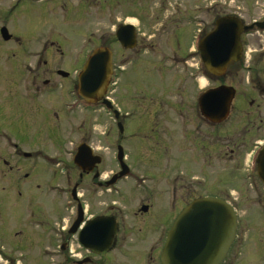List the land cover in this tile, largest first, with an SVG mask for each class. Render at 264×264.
<instances>
[{
    "label": "flooded vegetation",
    "instance_id": "1",
    "mask_svg": "<svg viewBox=\"0 0 264 264\" xmlns=\"http://www.w3.org/2000/svg\"><path fill=\"white\" fill-rule=\"evenodd\" d=\"M14 1L17 2V5L20 3H48L50 8L54 0H13L12 2ZM73 1L75 5L71 15L77 16V23L80 24V27L89 36L88 39L93 44L91 49L100 46L110 48L111 50L113 49L114 52L124 50L129 52V54L137 52L138 49L152 41L154 35L150 36V33L153 30L159 31L160 28H164L163 20L170 19L173 21L174 18L170 15L168 9L172 8L173 11H181L178 10L179 3H174L173 5L171 3H165L166 7L162 3L164 0H144L147 4H144L142 2L143 0L140 1L141 4H137L138 2L136 0ZM131 1L138 8L140 16L132 15L123 7ZM179 2L181 1L179 0ZM1 6L8 7L3 4ZM118 6L122 8L123 15L118 13ZM204 7L211 11L213 9L212 1L209 4H205ZM1 11L2 8L0 7L1 47L6 46L3 49L6 52L13 53L11 55L15 58V52L20 51L17 49L20 46V43H18L19 36L18 34L15 35L13 30L14 24L10 25L9 23L10 18L8 20L5 17L6 14L3 12L2 15ZM98 14L103 19L98 22L99 24L96 29V19H100V15ZM145 16L152 21L148 22L149 25L146 29H142L143 32H141L138 24L140 18ZM133 17L137 20L136 24L131 22ZM179 18L184 25L181 27L180 24L178 28H175L166 35V37H171L169 38L170 43L168 45H173L171 47L172 52L177 55V59L175 58L173 61L175 63L174 68L180 66L183 69V72L182 69L180 70V74L182 72L183 75L180 76L178 82H171L176 83V92L180 91L182 93L178 98L180 104L177 107L176 120L174 122L176 125L173 129L174 136L172 144L174 154L171 158L172 164H170L168 169L162 168L163 170H159L160 167H158L157 172L150 170L140 172L134 166V162L128 161L126 164L130 171L127 176L117 178L112 186H106V184L120 170V165L116 157H114L116 169L111 172L108 178L100 181L101 172L95 171L93 173V177L98 180L96 182L97 188L111 192V188L116 187L120 182L127 179L129 188H127L128 191L124 196V200L130 204L132 201L141 197L139 202L133 205V210L128 211L126 216L127 224L121 217L122 210L115 204L114 200L104 210L96 212L95 216H87L88 209L81 202L78 183H76L72 186L73 189L75 187V190L71 188L68 191L70 197L69 202L73 203L70 206V220L67 221L65 226H60V228L56 227L58 231H53V226L50 224L47 215L50 209L46 207L49 206L39 205L41 208H38L34 198L36 182L40 179L38 175L46 177L47 179V174L43 169L49 166L50 157L46 154L41 155V153L37 152L36 146L33 147L32 144L37 138L38 142L42 143L43 137H49L48 128L50 123L47 120H50L48 118H50L49 116L53 111L61 110L64 114L70 115L80 105L87 108L89 106V104L86 106L83 99L79 96L77 85V68L81 67L84 62V51L87 46L81 43L79 46L74 45L72 47L73 50L71 53L75 52L76 54L83 55L81 62H78V58L73 60V63H75V67L73 68L69 66L67 69V66L65 67L68 59L67 55L65 56L61 51H58L61 46L48 43L44 45L43 50L36 49L35 47L24 49L23 51L37 52L27 54L29 60L19 62V65L16 68L14 67L17 71L16 75L9 72V67H5L7 73L2 76L1 79L3 81H0V90H2L0 92V211L5 206V202L11 200V196L15 197V199L17 196H23L24 203L16 210L20 218L19 221L15 217L11 223L5 219L3 220V217L0 215V264H4L5 259H12V257H6L3 250V239L7 228L11 224L22 223L28 229L37 221L41 224V230L38 232L29 230L28 238L38 244L40 247L39 255L42 258H46V255L50 254L49 250L55 246L60 250V254L63 257V264H112V261L109 260L110 251L117 247L118 242L125 244L129 238H132L134 240L132 241L133 243L146 245L144 246L145 250L141 251L139 259L135 255L129 256L131 261H135L136 263V261L138 262L142 259L143 264H161L160 254L168 229L179 213L200 197H216L222 199L232 206L236 212L244 205L247 206L245 209L252 213L251 217L249 215L250 219L245 222V227H248L246 233L241 232L242 226L237 221L235 237L228 249L226 257L220 264H229V262L234 264L241 258L240 256H247L251 259L253 256L264 257V234L262 233V229L264 230V220L258 219L256 216L258 212L260 214L264 213V187H259L261 182L257 176V159L261 150L264 148H262L264 145V87L255 86L252 92L249 91L250 97L247 99L248 102L242 98V95L235 93L231 100L228 114L223 120L214 121L213 118H208L203 115L198 107V97L203 90L198 91L196 70L192 72L187 67L190 68L193 65L192 57L196 53L197 36L198 34L205 33L206 26L204 25L205 28L204 26L202 28L195 27L196 25L192 27L191 16L187 12L182 13ZM263 18L264 13L261 18L252 20L250 23L262 21ZM242 23L244 25L250 24L244 21ZM106 25L109 26L108 30ZM128 25L135 27L136 45L131 49L124 46L131 45L132 43L129 37L132 29L130 30L126 27ZM157 26L159 29H157ZM101 29L103 30L101 31ZM167 29L170 30L171 28ZM255 31L257 30L254 28L248 32L244 31L243 34ZM165 34L166 32L163 33V35ZM119 37L124 40V45L120 42ZM150 45L154 47L155 43H151ZM175 46L176 49H174ZM178 49L181 50L177 54ZM245 51L246 47L243 45V51L239 61L230 63L228 67L237 66L246 73H252L255 77L258 75L264 79V61L262 64H257L255 61L245 64L243 60ZM114 52L112 53V79L115 76L116 67L120 64L119 62L115 63ZM57 53L59 56H56ZM251 53L253 54L251 57L258 58V55H264V47L262 50L254 49ZM53 56L59 59L62 58V60L53 58ZM38 71L41 72L38 73ZM184 72H190V75L186 76ZM250 78L251 75L247 74L238 79L241 84L246 81L249 85ZM63 80L68 81L65 86ZM228 81L224 78V81L220 84L233 86L232 84L237 82L236 79H228ZM113 82L110 83V86ZM6 90H9L10 94H7ZM57 90H60V94L62 92L63 95V90H65L67 99L64 100L63 98L55 97V101L53 102V92ZM245 105L250 106L251 110H247L248 108ZM113 111L114 109L111 111L112 114ZM36 112L43 114L40 117L46 122L45 124L44 122L41 124L44 130L42 132L35 129L32 130L33 126L27 123L22 125L24 127L21 126L19 130L17 122L22 118V115L24 114L32 119ZM251 112L258 119L256 123L251 125V131L243 130L245 136L253 135L256 137L249 145L245 137L241 141L242 137L237 138L235 134L241 131L244 125L240 127L241 129L238 128L236 130V126L232 122L234 119H242L244 122L246 117L248 119L251 117ZM210 113H212V110H210ZM108 114L111 115L110 112ZM241 114L243 115L242 117L239 116ZM23 119L26 118L23 117ZM24 130L31 131L34 139L30 137L27 141V136L25 135L21 141L20 139L17 140L19 131ZM36 132L38 133L36 134ZM251 146L252 149L250 151ZM43 147H46V144H43ZM241 147L244 148L239 157L240 152L238 150ZM249 151L250 153L247 159H245ZM125 159H127L126 155ZM235 159L242 165L240 168L233 167L232 164L236 165V167L239 165L238 163H232ZM164 164L162 163V165ZM89 174L79 172L80 177L82 175L88 176ZM96 174L98 175L97 177ZM6 180L7 187H4ZM5 192L7 193L6 196ZM51 193L52 189L46 192L45 195L50 196ZM254 208H257V210ZM94 217L101 218V226L105 232H109L111 226L113 227L110 231L111 244L106 251H96L95 253L83 247L78 242L80 234L81 238L85 236L86 224ZM165 217L168 218V221L164 223ZM78 218L82 221L75 228L73 223ZM134 225H136L135 232L131 229L134 228ZM128 228L131 230L128 231ZM75 229L76 232L72 233ZM103 237H97L96 243L98 238L102 240ZM73 238L78 243L79 254H75V248L73 249L71 240ZM245 250H247L246 253L244 252ZM82 252H85V254H82ZM233 254L236 255L234 257L235 259L228 261Z\"/></svg>",
    "mask_w": 264,
    "mask_h": 264
},
{
    "label": "rangeland",
    "instance_id": "2",
    "mask_svg": "<svg viewBox=\"0 0 264 264\" xmlns=\"http://www.w3.org/2000/svg\"><path fill=\"white\" fill-rule=\"evenodd\" d=\"M12 1L13 0H1V14L3 15L4 12L6 14L5 17L8 20L10 18V25L14 24L13 30L15 35L18 34V43H20V46L17 49L20 51L15 52L16 57L13 58L11 55L13 53L6 52L5 49H3L6 46L1 47L2 42L0 41V81H3L1 78L7 73L5 67H9V72L16 75L17 71L15 68L19 65V62L21 63L25 60L28 61L29 58L27 54L37 52L23 51L24 49L35 47L36 49L43 50L46 43L60 45L61 47L58 51H61L65 56L67 55L68 63L66 62L65 67L67 66L68 69L69 66L71 68L75 67V63H73L74 59L78 58V62L82 61L83 55L76 54L75 52L71 53L74 45L79 46L81 43H84L87 46L85 54H87L90 47H92L93 44L88 38H86L89 37L86 34V31L77 23V16L71 15L74 11L73 9L75 5L73 0H54L50 8L48 3H43L45 5L40 3H20L17 5L16 1ZM140 1L141 0H136V2H138L137 4H141ZM164 1H162L163 5H165V3H171L172 5L174 3H179L178 10L181 11H173L171 7V9H168L170 15H172L174 19L173 21L170 19L163 20L164 28L159 29L158 25L157 29H159V31L153 30L150 33V36L154 35V37H152L153 40L150 41L149 44L155 43L154 47H144V50L132 52L131 54L124 50L120 51L117 48L118 51L114 52L112 49V53L114 52L115 63L119 62L122 65L116 67L115 77L112 80L114 81L113 85L109 87L111 92H108L107 96L112 101L113 107L118 109L120 117L114 119V117L102 109L99 104L91 105L88 108L80 105L74 110V113L70 115L64 114L61 110H56L49 116L50 118L48 119L50 120H47V122L50 123L48 128L49 137H43L42 143H39L37 138L32 144L33 147L36 146L37 152L41 153V155L46 154L50 157V161H52L49 162V166H47L46 169H43L47 174V179L46 177L38 175V178L40 179L36 182L34 198L38 208H41L39 205L49 206L46 207L50 209L48 210L49 212H47V215L50 224L53 226V231H58L56 227L60 228V226H65L67 221L70 220V206H72L73 203L69 202L70 197L68 191L72 188L73 184L76 183H78V192L79 197L82 200L81 202L88 209L87 216H95L96 212L104 210L105 207L108 204H111L114 200L115 204L122 210L121 217L127 224L126 216L128 211L133 210V205H136L141 197L132 201L130 204L128 201L124 200V196L128 191L127 188H129L127 179L120 182L116 187L111 188L112 191L110 192L109 190L97 188L96 182L98 180L93 177L95 171H100L101 179L99 180L103 181L110 176L114 169H116L114 157L117 145L123 147L127 158L124 160L125 163L128 161L134 162V166L140 172H144L145 170L157 172L158 167H160L159 170H163L162 168L168 169L170 164H172L171 158L174 154L172 144L174 136L173 129L176 125L174 122L176 120L177 107L180 104L178 98L182 93L180 91L176 92V83H171V79H175V82H178L181 74L177 73L174 68H170L169 66L174 59H171L168 55L173 56L176 54L172 52L173 50L171 47H173V45H168L170 43L169 38L171 37H166V35L175 28H178L180 24L181 27L184 25L179 18L180 15L187 12L188 15L191 16L192 27L196 25L195 27L199 26L202 28L205 25V34H207L213 29L215 19L218 16L236 15L240 20L250 23V21L260 18L261 13H264V0ZM211 1L213 9L210 11L204 6ZM10 2H12V4L8 6ZM142 2L147 4L144 0ZM1 4L8 7H2ZM123 7L132 15L140 16V12L133 1ZM117 8L118 13L123 15L122 8L120 6ZM102 19L101 15L100 19H96V29L99 24L98 22L102 21ZM131 20V22L136 23V19ZM151 21L150 19H147L146 16L140 18L138 27L141 29V32L146 29L149 25L148 22ZM107 25L106 27L108 30L109 26ZM167 28L171 29L168 30ZM102 30L103 29H101V31ZM164 32H166L165 35H163ZM201 37L202 36H198V39ZM240 37L242 45L244 41V45L248 48L245 64H247V62L252 63V61H255L257 64H262L264 61V55H258V58H254V56L251 57L253 55L251 51L254 49H263L264 32L241 33ZM174 49H176V46ZM45 54L47 53L45 52ZM56 56H59L58 53ZM56 56H53V58H56ZM56 59L62 60V58ZM199 62V55L196 51L192 57V66H195ZM197 67L199 68L198 65ZM187 68L192 71L191 68ZM239 68L240 67L237 66H230L224 72L225 77L222 76L220 79L218 77H213L211 81L201 79V71L198 70L197 74H200V76L198 75L199 81L197 82V86L206 89L208 87L211 88L215 85H219L224 81V78H226L227 81L228 79H236L237 82L232 84L235 88L236 94L242 95L243 97H241L248 102L247 99L250 97V93L248 92H252L255 86H261L263 88L264 79L260 78L258 75L255 77L254 74L249 73L248 71V73H246ZM181 69L182 68H180V70ZM40 72L41 71H38V73ZM184 74L188 76L190 75V72H184ZM247 74L251 75L250 84L248 85L246 81L241 84L238 78ZM66 82L68 81L63 80L64 86L66 85ZM0 92H2V90H0ZM63 92L64 95L62 92L60 94V90L54 91L52 98L53 102L55 101V97L63 98L64 100L67 99L65 96V90H63ZM6 93L10 94L9 90H6ZM245 107L248 108L247 110H251L250 106L245 105ZM124 114L129 117H126ZM42 115V113L36 112L31 119L23 114L22 118L25 117L26 119L22 120L21 118L17 122L19 130L22 125L27 123L33 126L32 130L35 129L42 132L44 130V127L41 125L44 122L40 117ZM239 116L242 117L243 115L241 114ZM257 119V116L253 115V112H251V117L249 119L247 117L245 118L244 122L242 119H234L232 124L236 126V130L244 125L242 129L240 128L241 131L235 133L237 138L242 137L241 141H243L245 137V140L247 143L249 142L250 145L252 140L256 137L253 135L245 136L243 130L251 131V125L256 123ZM45 123L46 122H44V124ZM37 133L38 132H36V134ZM25 135L27 136V141L30 137L34 139V135L31 131L24 130L19 131L17 140L20 139L21 141ZM82 142L87 143L93 149L94 153L100 155L101 163L98 164L97 168L89 172L90 174L88 176L82 175V177H80V171L77 169L76 165H74L72 157L76 152L77 146ZM43 144H46V147H43ZM243 148L244 147H241L238 150L240 152L239 157L242 154L241 152H243ZM251 149L252 146L250 147V151ZM250 151L245 156V159H247ZM238 162L237 159L232 161V163ZM162 163H165L164 165H166V167H164ZM232 165L234 168H240L242 166L241 164H239L238 167L234 164ZM68 177L70 178L68 179ZM6 182L7 180L4 183V187H7ZM259 187H263V185L259 184ZM51 189V195L46 196L45 193ZM6 195L7 193L5 192V196ZM10 198V201L5 202V206H3L0 211V215L3 217V220L5 219L12 223V220L15 219V217L18 221L20 220L16 210H18L20 205L24 203V197L17 196L15 199V197L11 196ZM245 208H247V206L242 205L237 211V219L242 226V233L247 232L248 227H245V222L250 219L249 215L250 217L252 215L251 211H247ZM254 209L257 210V208ZM263 214L264 213L260 214L258 212V215L256 216L258 219L264 220ZM167 221L168 218L165 217L164 223ZM40 225L41 224L37 221L28 229L25 228L22 223L11 224L7 228L3 239V250L5 256L12 257V259L4 260V264L63 263V257L60 254L58 247L53 246L52 249L49 250L50 254H47L46 258H42L39 255L40 247L38 244L28 238L29 230L38 232L41 230ZM135 226L136 225L133 226L134 228H131L133 232L136 231ZM131 229L128 228V231ZM262 233L264 234L263 229ZM71 240L73 249L75 248V254H79V247L76 239L73 238ZM132 241L134 240L129 238L125 244L118 242L117 247L110 251L109 260L112 261V264H143L142 259L135 263V261L130 260L129 256L131 257L132 255H135V257L139 259L140 253L142 250H145L144 246L146 244H135ZM7 250L12 251L13 253L8 252ZM246 251L247 250L244 252L246 253ZM82 254H85V252H82ZM235 256V254L231 255L228 261L234 260ZM240 257L241 258L234 264H264V257L253 256L252 259L247 256ZM229 264L231 263L229 262Z\"/></svg>",
    "mask_w": 264,
    "mask_h": 264
},
{
    "label": "water",
    "instance_id": "3",
    "mask_svg": "<svg viewBox=\"0 0 264 264\" xmlns=\"http://www.w3.org/2000/svg\"><path fill=\"white\" fill-rule=\"evenodd\" d=\"M263 26L264 23L259 24L260 28ZM247 28L249 27L243 26L238 18L230 15L219 17L215 21L213 30L206 34L198 45L200 58L210 73L221 75L230 61L238 59L241 49L240 33ZM110 75V51L103 48L94 50L79 75V93L89 100L101 98ZM232 93L231 87L215 88L203 96L200 101L201 107L205 110L204 101H207L209 104L212 103V109L221 108L226 114L227 102ZM104 104L111 107L106 100ZM117 158L122 168L119 176H122L127 173L128 167L122 161L123 152L120 146ZM100 161L101 158L93 155L86 144H80L74 156V163L86 172L92 171ZM258 164V176L264 184V149L259 156ZM113 182L112 180L108 184ZM101 225V220H93L85 228V236L80 239L85 247L95 252L107 250L111 240L110 231L113 227L109 229V232H105ZM235 226L236 215L225 202L210 197L196 199L180 213L168 231L161 254V263L219 264L232 242ZM99 236L104 237L102 240L98 238L96 243V238Z\"/></svg>",
    "mask_w": 264,
    "mask_h": 264
}]
</instances>
